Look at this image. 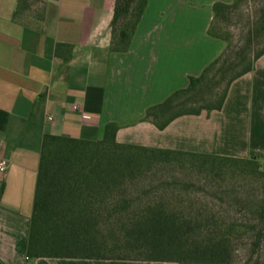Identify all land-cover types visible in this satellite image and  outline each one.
Instances as JSON below:
<instances>
[{
    "label": "crops",
    "instance_id": "0c3cea01",
    "mask_svg": "<svg viewBox=\"0 0 264 264\" xmlns=\"http://www.w3.org/2000/svg\"><path fill=\"white\" fill-rule=\"evenodd\" d=\"M235 0H148L126 51L111 48L116 0H0V264H157L29 258L45 134L233 157L264 153V54L231 85L223 108L159 128L151 107L185 88L225 50L209 34L213 6ZM79 105V109H74ZM84 114H88L85 117ZM53 116V120L49 117Z\"/></svg>",
    "mask_w": 264,
    "mask_h": 264
},
{
    "label": "trees",
    "instance_id": "16d2710c",
    "mask_svg": "<svg viewBox=\"0 0 264 264\" xmlns=\"http://www.w3.org/2000/svg\"><path fill=\"white\" fill-rule=\"evenodd\" d=\"M30 1L17 0L15 20ZM242 1L213 6L209 34L224 40L226 48L199 76H191L187 87L149 109L159 128L179 116L221 110L233 82L254 70L264 47L252 53L250 39L249 44L235 45L233 36L220 30V22ZM147 3L116 0L113 50L129 48ZM256 31L257 38L264 33V9ZM118 130V124H107L101 140L44 135L30 233L21 251L29 258L249 264L237 260V244L245 234L243 224L253 221L262 230L243 242L261 244L264 203L239 212L238 219H226L213 210L196 209L193 200L158 195L156 182L167 184L171 177L180 182L177 170H197L207 179L226 173L256 174L264 153L251 151L243 158L126 144L117 141ZM182 182L179 193L189 196L195 183L187 178Z\"/></svg>",
    "mask_w": 264,
    "mask_h": 264
},
{
    "label": "rangeland",
    "instance_id": "374dc122",
    "mask_svg": "<svg viewBox=\"0 0 264 264\" xmlns=\"http://www.w3.org/2000/svg\"><path fill=\"white\" fill-rule=\"evenodd\" d=\"M263 9L264 0H243L228 19L220 22V30L232 35L235 45L249 44L250 39L251 51L254 53L264 47V33L261 37H256V28L261 23ZM260 165L261 172L256 174L226 173L208 179L197 170H177L175 173L178 179H192L195 183L190 188L191 194L189 196L180 194L184 182L182 179L180 182H175L172 177H169L167 184H163L164 181L156 182V185H159L157 194L170 196L169 198L175 201H180V198L185 201L193 200L196 209L202 208L206 212L213 210L226 219H238L239 212L254 209L257 205L260 208L264 203V159H260ZM167 173L171 175L173 172L169 170ZM200 178L202 180L198 181ZM241 229L245 234L237 244V260H245L249 264H264V232L259 245H254L251 241L243 242L244 239H255L258 231L262 230L261 225L259 226V222H246ZM157 264L176 263L158 262Z\"/></svg>",
    "mask_w": 264,
    "mask_h": 264
},
{
    "label": "built area",
    "instance_id": "2783aa9c",
    "mask_svg": "<svg viewBox=\"0 0 264 264\" xmlns=\"http://www.w3.org/2000/svg\"><path fill=\"white\" fill-rule=\"evenodd\" d=\"M74 109H79V105H74ZM85 117H88V114H84ZM49 120H53V116L49 117ZM7 169V162L4 158L0 159V173H4Z\"/></svg>",
    "mask_w": 264,
    "mask_h": 264
}]
</instances>
